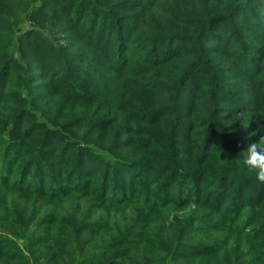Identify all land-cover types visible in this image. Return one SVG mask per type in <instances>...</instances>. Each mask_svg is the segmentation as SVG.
Here are the masks:
<instances>
[{
	"label": "trees",
	"instance_id": "16d2710c",
	"mask_svg": "<svg viewBox=\"0 0 264 264\" xmlns=\"http://www.w3.org/2000/svg\"><path fill=\"white\" fill-rule=\"evenodd\" d=\"M3 119L5 138L91 127L104 161L222 180L264 138V0H0Z\"/></svg>",
	"mask_w": 264,
	"mask_h": 264
},
{
	"label": "rangeland",
	"instance_id": "374dc122",
	"mask_svg": "<svg viewBox=\"0 0 264 264\" xmlns=\"http://www.w3.org/2000/svg\"><path fill=\"white\" fill-rule=\"evenodd\" d=\"M35 28L30 19L23 27ZM5 123L0 264H264L258 169L236 164L230 170L237 176L221 180L212 178L213 164L208 183L181 169L175 182L149 161H104L84 138L91 127H66L60 140L56 127L25 120L5 138ZM124 128L128 137L132 127ZM33 129L45 141L27 140Z\"/></svg>",
	"mask_w": 264,
	"mask_h": 264
},
{
	"label": "clouds",
	"instance_id": "9594fccd",
	"mask_svg": "<svg viewBox=\"0 0 264 264\" xmlns=\"http://www.w3.org/2000/svg\"><path fill=\"white\" fill-rule=\"evenodd\" d=\"M260 142H264V138L259 142L248 144V147L241 153L243 159L240 163L249 170L258 169V179L264 180V147L260 146Z\"/></svg>",
	"mask_w": 264,
	"mask_h": 264
}]
</instances>
